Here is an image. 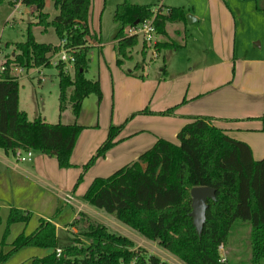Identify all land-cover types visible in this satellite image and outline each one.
<instances>
[{"label":"trees","instance_id":"16d2710c","mask_svg":"<svg viewBox=\"0 0 264 264\" xmlns=\"http://www.w3.org/2000/svg\"><path fill=\"white\" fill-rule=\"evenodd\" d=\"M2 2V0H0ZM34 6L40 20L54 28L58 43L38 41L28 23L24 41L15 42L16 51L3 61L0 71V148L14 153L16 148L32 149L54 156L59 167H70L71 152L80 131L85 127L73 122H50L41 114L29 118L18 106V80L10 74V64L24 69L52 65L50 57L63 46L74 57L73 73L56 61L58 77V111L67 104L78 117L82 102L94 93L99 101L101 88L98 76L87 77L89 67L88 19L91 0H52L56 10L46 20V0H7ZM165 8V11L163 9ZM182 6L132 3L127 0L115 5L113 20L118 23L113 35L117 64L121 55L137 42L136 35L123 33L127 25L153 16L156 33L168 36L169 22L187 23ZM184 40L157 41L160 48L184 46ZM70 88V91H69ZM165 109L159 114L169 113ZM139 112H151L145 108ZM133 114V113H132ZM264 119V113L260 116ZM124 123L110 124L107 136L83 165L88 169L97 157L115 144ZM82 173L77 179H81ZM197 185L215 189V199L207 200L205 218L197 232L190 215V188ZM81 199L98 207L134 229L139 235L169 251L184 264H227L220 247L227 243L229 232L237 219L249 221L250 263L264 264V156L254 159L247 142L234 138L225 129L212 123L210 117L195 116L177 132V142L158 138L154 144L133 160L107 176H95ZM31 211L11 206L2 236L3 245L11 224L27 223ZM82 218V219H81ZM53 218H39V225L30 234H19L7 253H0V264L22 247H38L51 251L31 259L29 264H168L132 240L113 232L105 224L80 211L68 227L86 225L82 239L58 246ZM1 223V217H0ZM60 248L57 256L55 250Z\"/></svg>","mask_w":264,"mask_h":264},{"label":"crops","instance_id":"0c3cea01","mask_svg":"<svg viewBox=\"0 0 264 264\" xmlns=\"http://www.w3.org/2000/svg\"><path fill=\"white\" fill-rule=\"evenodd\" d=\"M247 2L204 0L201 10L193 12L194 16L191 14L190 22L195 25L192 33L186 25L187 35H191L186 36L184 46L167 48L171 51L163 53L162 64L156 62L157 55L145 60L139 68L124 70L125 65L116 62L114 39L108 50L101 35L92 31L94 36L88 37V43L89 46L97 45L98 53L91 78H99L101 99L98 101L95 97L89 103L84 99L78 117L74 116L69 104L62 110L63 114L57 111L55 115H49L39 109L33 112L34 116L41 114L50 122L76 120L85 126L71 152L73 165L59 167L54 156L34 150L31 159L19 161L11 152L0 148V242L11 206L32 210L39 218H53L57 229L55 211L69 192L79 203H85L81 195L95 176H107L136 160L158 138L177 142V132L195 116L210 117L213 124L225 129L229 135L247 142L254 159L262 158L264 3L260 0ZM23 6L28 12L30 6ZM32 69L39 71L38 81L46 79L41 77L39 68ZM23 71L19 69L17 80ZM106 96L111 98L110 110ZM93 102L96 105L90 107ZM145 108L151 112H139ZM21 109L29 116L26 108ZM165 109H171V112L158 113ZM121 123L124 124L117 135L118 141L83 171V165L106 138L109 125ZM81 173L84 181L78 184ZM23 224L27 223L11 224L5 245L11 246L21 233L33 232L26 231ZM67 229L68 225L65 226ZM50 251L46 249L45 255Z\"/></svg>","mask_w":264,"mask_h":264},{"label":"rangeland","instance_id":"374dc122","mask_svg":"<svg viewBox=\"0 0 264 264\" xmlns=\"http://www.w3.org/2000/svg\"><path fill=\"white\" fill-rule=\"evenodd\" d=\"M122 1L124 0H92L91 3V9L88 19L90 30L91 32L95 31L97 33V36H99V34L101 35V41L106 45V47H108V50L110 49V41L112 40L113 35L118 27V23L113 20L114 7L117 3ZM127 1L142 4L150 3L153 5L164 4L169 6H182L184 10L188 12V14H192L193 16V12L197 10L200 11L204 5V0ZM247 1L251 3V0ZM260 1L264 3V0ZM23 7V4H10L7 2V0H2V2H0V66L2 65L4 60L9 59L14 55V51H16L14 43L24 41L26 36V27L28 23H30L32 26V31L35 35L36 40L58 43L54 28L51 25H45L40 20L38 16V11L33 6H30L29 11L25 12L23 10ZM43 10L47 11L48 14L46 20H49L54 16L56 10L53 8L52 0H46L45 7ZM163 11H165V8L163 9ZM187 24L189 25L188 28L192 33V29L195 26L193 22H169L166 25V29L168 32V36L166 38L161 35H157L154 42L147 43L142 41V39L138 37L136 44L134 46H131L130 48H127L126 54L121 55V64L123 63V65H125L124 70L128 67L131 69L139 68V66H141L145 60L151 59L152 57L157 55L158 56L156 58V62L162 64L163 53L171 50H168L167 48L157 47V41H162L163 39H172L177 42H182L183 39L186 38V36L189 37V35H191V33L187 35ZM127 26L124 27L123 33H125V29L127 28ZM94 42L97 43L98 41L94 39ZM90 46L91 49L88 53L89 58H91L89 59L90 68L88 67L89 69L86 73L87 76L91 78L93 69H95V64L97 62L98 47L97 45ZM58 51L54 52L50 57L52 65L39 67V70L41 71V77H46V79L42 82L38 81L37 79V76L39 75L38 70H34L31 68V70H28L26 68L24 69L16 63L10 64V74L12 73L16 77H18L17 75L19 73L20 68L25 70L20 74L18 79V105L21 108H26L29 112L30 117H33V112L37 111L38 109L44 110V112L48 113L49 115L50 113H53L55 115L58 111V77L57 68L55 66ZM64 67L68 70L69 73H73V67L71 63H66ZM26 70L28 71V73L26 72ZM95 97L96 95L94 93H91L87 97H85V101L89 103L88 101H91V99L94 100ZM95 105L96 104H94L93 102V105H90V107H94ZM106 105L107 108H109L110 110L111 98L108 99L107 96ZM66 106H68V104ZM61 113L63 114V111ZM49 115H47L48 119L51 118L49 117ZM64 118L65 116L61 117V120H64ZM83 181L84 177L82 174L78 184H81ZM78 193L79 191L77 192V194ZM84 202L85 203H79L71 195L70 200H63V203L61 201L59 208L57 209V211H55V215L57 214L55 220L59 225L56 229L57 243L59 247L73 243V239H82L79 233L81 230L86 228V225H80L78 227L75 225L70 226L67 230H65V226L70 224L74 218H78L80 216V211H83L91 218L96 219L100 221V223L105 224L113 232L126 236L127 238L132 240L136 245L143 247L148 252L154 254L155 256L167 262L168 264H184L179 258L172 255L166 249L160 247L156 242L142 238L138 232L122 223V221L114 217L112 214L106 212L103 208H98L86 201ZM75 212L77 213L76 216L74 215ZM38 218L39 216L33 213L32 211V214L29 220L27 221V224H23V226L26 225V231H34L35 227H37L36 225L38 224ZM250 231L251 226L249 224V221L240 219H237L235 221L233 228L229 232V237L226 245L224 247H220V253L222 257L226 259L227 264H251V253L249 245ZM1 247L2 248L0 249V253H7L10 249V246L8 244L5 245V241L3 245H1ZM45 254L46 249L44 248L29 246L22 247L19 250L10 254L7 259L1 264H29L31 259L35 257H42Z\"/></svg>","mask_w":264,"mask_h":264},{"label":"built area","instance_id":"2783aa9c","mask_svg":"<svg viewBox=\"0 0 264 264\" xmlns=\"http://www.w3.org/2000/svg\"><path fill=\"white\" fill-rule=\"evenodd\" d=\"M153 16L144 19L141 22H138L136 24L128 25L125 29V34L127 35H136L137 37H140L142 41L150 43L154 42L155 38L157 37L156 29L154 26ZM124 29V28H123ZM64 39L60 42V50L58 51L57 60L63 61L65 63H71L74 61V57L70 50L63 46ZM51 61V59H50ZM3 65L0 66V70H3ZM14 157L16 160L23 161V160H29L32 158L33 150L32 149H21L16 148L14 153ZM69 195V196H68ZM71 198L70 194H67L66 200L69 201ZM57 256L60 254V249L55 250Z\"/></svg>","mask_w":264,"mask_h":264},{"label":"water","instance_id":"95a60500","mask_svg":"<svg viewBox=\"0 0 264 264\" xmlns=\"http://www.w3.org/2000/svg\"><path fill=\"white\" fill-rule=\"evenodd\" d=\"M187 20L191 21V15H186ZM191 211L190 215L197 232H200L207 208V200L215 199V189L210 186L197 185L190 188Z\"/></svg>","mask_w":264,"mask_h":264}]
</instances>
